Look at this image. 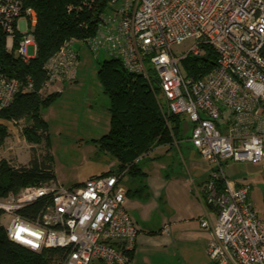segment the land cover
Instances as JSON below:
<instances>
[{"label":"built area","instance_id":"1","mask_svg":"<svg viewBox=\"0 0 264 264\" xmlns=\"http://www.w3.org/2000/svg\"><path fill=\"white\" fill-rule=\"evenodd\" d=\"M89 1L106 2L95 33L63 43L45 64L43 90L76 80L77 41L153 81L166 114L188 119L192 145L213 166L201 199L215 217L200 220L211 233L209 258L213 264H264V213L249 199L251 185L229 180L224 169L229 161L264 163V0ZM24 4L0 0V28L7 51L26 62L28 48L36 51L37 16ZM189 40L191 50L177 57L173 47ZM207 47L217 55L214 70L200 78L184 74L180 60L205 56ZM21 87L17 79L0 76V113ZM25 89L33 90V83ZM124 173L95 175L72 188L52 181L0 197L8 238L33 251L66 248L62 264H132L139 227L126 208ZM42 199L35 220L20 214Z\"/></svg>","mask_w":264,"mask_h":264},{"label":"trees","instance_id":"2","mask_svg":"<svg viewBox=\"0 0 264 264\" xmlns=\"http://www.w3.org/2000/svg\"><path fill=\"white\" fill-rule=\"evenodd\" d=\"M24 5L36 12V25L32 32L36 53L25 62L8 52L6 35L0 28V76L17 79L22 85L9 107L0 113V118L12 121L17 126L23 122L21 133L25 140L34 146L45 145L46 151L34 154L29 163L22 166L0 158V197L27 186L56 181L53 158L49 152V125L43 117V110L51 106L61 92L43 91L47 81L44 67L65 41L72 38L83 41L95 33L106 2L90 4L89 0H25ZM21 37L18 34L17 41ZM186 59L192 62L186 66L187 74L196 78L214 70L217 65V55L208 47L205 56H188ZM98 76L103 92L109 98L110 129L92 142L117 162L115 170L102 175L125 172L129 177H140L144 175L139 165L141 159L155 146L172 145L180 132L183 117L163 115L153 91L157 89L155 83L128 72L119 59L111 57L104 61ZM30 81L33 90L28 91L25 87ZM9 136L7 127L0 124V147ZM143 190L144 187H141L137 192ZM45 201L42 199L33 203L20 214L26 219L35 220ZM66 254V248L33 251L20 246L8 238L0 222V264H62Z\"/></svg>","mask_w":264,"mask_h":264},{"label":"rangeland","instance_id":"3","mask_svg":"<svg viewBox=\"0 0 264 264\" xmlns=\"http://www.w3.org/2000/svg\"><path fill=\"white\" fill-rule=\"evenodd\" d=\"M193 45L194 41L189 40L181 46H174L173 52L177 57H182L191 50ZM74 46L79 51L76 80L63 81L64 87L61 89L60 97L43 110L49 125V152L53 158L52 167L59 184L66 187L75 184L78 176L88 171L98 173L107 170L108 172L117 168L116 160L100 151L92 142L93 139H99L107 134L110 129L109 98L103 92L98 71L104 61L111 58V55L104 51L93 53L86 44L79 41ZM34 50L35 47L30 46L28 55H34ZM179 64L182 72L187 74L186 66H190L192 62L184 59L180 60ZM155 87H157L156 84ZM153 91L163 115H169L165 112L158 87ZM44 92L48 93L47 90ZM20 126L21 128L24 126L23 122ZM191 127L192 124L188 119L181 120L180 132L174 140L176 147L163 158L170 170L172 166L179 171H186L187 160L190 162L198 160L192 143L189 142ZM45 151V145L32 146L25 140L21 130H18L16 133H11L8 141L2 146L0 158L16 159L28 164L34 154H42ZM181 151H183L182 154ZM200 159L198 161L209 174L213 166ZM160 162L162 163V160ZM141 165L146 166L144 163ZM224 169L229 180L251 185L249 199L262 215L264 213V163L229 161L224 162ZM128 179L129 175L124 173L122 181L125 183ZM0 222L6 225L7 219H1ZM154 261L156 264H213L208 254L204 257L196 252L193 256L179 257L174 250L157 252L154 254ZM92 264L102 263L94 261Z\"/></svg>","mask_w":264,"mask_h":264},{"label":"crops","instance_id":"4","mask_svg":"<svg viewBox=\"0 0 264 264\" xmlns=\"http://www.w3.org/2000/svg\"><path fill=\"white\" fill-rule=\"evenodd\" d=\"M35 53L34 50V55L30 58L34 57ZM63 84V82L56 83L53 85L54 88L51 87L47 92H62ZM43 117L47 121L44 114ZM0 124L7 127L10 136L11 133L21 130V126L3 118H0ZM175 147V143L155 147L139 163L144 175L129 177L125 183L121 181L127 191L126 208L139 227L136 247L131 254L132 264H156L154 254L171 250L176 251L179 257L193 256L196 252L204 257L207 256L206 248L211 233L209 229L201 227L200 220L205 217L214 220L215 217L212 209L201 199L203 186L209 179L210 173L208 174V171L203 169L202 163L198 161L201 156L194 146L198 160L190 162L186 159V171H179L172 166L170 170L163 158ZM1 158L15 164H26L16 159ZM159 160H162V163ZM141 163L146 166H142ZM105 172L107 170L98 173L88 171L79 175L75 184L67 188L80 186L88 178ZM56 182L60 183L57 176ZM141 187H144V190L141 193L137 192Z\"/></svg>","mask_w":264,"mask_h":264}]
</instances>
